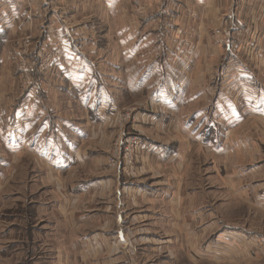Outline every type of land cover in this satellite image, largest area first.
Instances as JSON below:
<instances>
[{
	"label": "crops",
	"instance_id": "1",
	"mask_svg": "<svg viewBox=\"0 0 264 264\" xmlns=\"http://www.w3.org/2000/svg\"><path fill=\"white\" fill-rule=\"evenodd\" d=\"M248 26L256 45L240 42L239 48L256 61L257 74L250 61H237L231 41ZM31 33L42 36L53 53L47 71L64 80L68 88L61 90L68 98L51 103L58 95L54 89L17 88L11 112L0 110V120L5 118L1 149L9 159L1 152L0 213L13 206L17 193H7L1 169L8 173L6 181L19 156L33 158L40 170L36 206L46 224L30 244L31 249L41 244L37 263L134 264L145 260L138 244L163 252L175 244L178 250L164 257L170 264L181 258L190 264H261L264 247L258 239L264 234L241 227L218 230L207 207L194 206L199 195L186 192L182 176L194 154L206 157L233 199L264 210V162L249 166L260 156L250 131L255 119L264 122V0H0V46L7 49L14 36ZM105 34L111 37V55L97 44ZM102 52L104 61L110 56L114 61L108 64L116 88L144 102L136 114L144 140L136 163L142 174L136 180L114 182L109 176L97 179L95 173L87 182L82 178L94 164L92 142L105 144L108 135L104 120H95L118 109L109 87L102 85ZM222 52L226 76L205 84L188 82L186 55L194 65V82L195 67L212 69ZM188 86L202 92L188 96ZM94 92L106 100L94 102ZM192 103L200 108L184 116ZM78 110L84 118H77ZM220 129L222 142L213 146ZM30 132L36 142L31 146L25 142ZM162 164L175 170L174 178L153 179ZM157 220L169 239L148 234ZM126 243L129 257L116 246ZM4 248L0 244V257L9 247Z\"/></svg>",
	"mask_w": 264,
	"mask_h": 264
},
{
	"label": "rangeland",
	"instance_id": "2",
	"mask_svg": "<svg viewBox=\"0 0 264 264\" xmlns=\"http://www.w3.org/2000/svg\"><path fill=\"white\" fill-rule=\"evenodd\" d=\"M104 31H106V29H104L103 32ZM239 32L240 34H238V36L233 35L231 38V41L236 45L234 49V55L236 54L237 61L238 59L239 61H241L240 59L242 58L250 61L251 69L257 74L256 70L259 67L256 65V61L254 59H250V56H248L245 51L239 48L241 43L247 46L248 42V44H252V46H255L257 42L256 35H254V31L252 33V29L249 28V26L246 29H239ZM201 33L202 32L200 30L199 36H201ZM106 36V34L104 37L98 36L97 44L100 48L105 47V52H111L112 44L108 42L111 37L109 36L108 39H106ZM252 36L254 38L253 40H250ZM6 45L8 47L7 49L0 46L1 111L7 110V113L11 112V99L12 97H16L17 88L19 89V91L22 90L21 88H30L31 86H35V88L40 89L42 88L43 90L48 89L50 91L54 89L57 91L58 95H56L53 100H51V103H54V101H59V103H64L67 101L68 97L63 92L67 90L68 86L63 79L56 76L58 75V73H56L55 75L54 73H50V71H47L48 69H50L53 53L51 51L52 55H50L49 52H47L50 50V48L44 41H42V36L36 33L27 34V36H25L24 38L23 36H14V38L9 40ZM245 48L248 49L249 46ZM185 50V52L187 53V49ZM111 54L112 52L110 53V55ZM101 57L102 63L104 64L103 73L105 76L102 80V85H106L107 88L109 87V96L111 95L114 99L117 100L116 107L118 109L110 111L108 110L106 111V114L99 113L100 115H98V117L102 116L103 118L100 121L93 118V115L94 117H97L95 110H93V115L90 114L95 122H102L104 120L103 126L106 129V132H108V135L107 138H105V144L102 141L92 142V146L95 145V147H91L93 148L91 154L94 155V164L92 166H87L91 171L85 169L86 174H84L82 178L85 182H87L92 179L93 173H95L98 174L96 175L97 179L109 176L110 179L114 182H121L122 177L129 180H136L139 177L141 178L142 174V171L138 169L136 163L139 161V150L143 146L144 142L143 135L141 134V127L137 122L136 114L138 113V111L144 108V102L142 101V99L132 98V96H130L128 93H125L123 91L121 92L116 88V85H114L115 83L112 81V77L109 76L113 72L111 70V66L108 64L109 62L114 63V61L112 60L111 56L108 60L104 61L106 54H103V52ZM185 57L186 63H188V75H185L188 76L187 79L189 83L197 82L199 84L201 83V81H204L205 84V81L207 83L209 81L214 82L226 76V56L224 55V52H222L220 58L221 60L218 61L216 66L212 69H202L201 65L199 66V64H197L196 66H199L200 68L195 67L193 71L194 82L192 81L190 73L193 70L194 65L187 55ZM36 72H38V74ZM34 74L35 76H32ZM39 75L41 76V78L39 77ZM44 78H47L46 81L44 80ZM42 89L38 90L39 93H41ZM61 89H63L64 91ZM186 89L188 96H194L193 94H195L196 92H202L201 89L195 86H188ZM106 97V95H99V93L97 92H94V94L92 95L94 102H99L101 99L105 101ZM190 99L192 98L190 97ZM68 102L73 103L69 99ZM198 106L200 108V105L195 103L189 104L188 108L186 106V112L184 113V116L191 115L197 110ZM204 106L210 107L211 104L206 103L204 104ZM1 111L0 115L3 113ZM76 115L77 118H84L85 116L84 111L80 110L76 112ZM4 119L5 118L3 116L2 120H0V129L4 128ZM256 120H258V122H256ZM255 124L256 126H254L250 131L249 138L251 140H254V143L256 142L255 151H257L258 146V154H260V156H258V158L252 163H249V166L264 162V122L259 119H255ZM218 132L219 134L216 138V144L212 143L213 146H219V144L222 142V135L224 133L221 129ZM244 138L246 137L244 136ZM139 141L141 142V146L139 147V149L134 151L135 145H133V143H139ZM25 142H27L30 146L34 143L36 144L35 138L33 137V132H30V134L25 137ZM1 147L2 144L0 143V157H2L1 152H3L2 158L6 159V152L4 151V149H1ZM193 156V161L191 164H188V170L185 172V176H182V179L184 183L183 185L187 190L186 192L189 191L190 194L198 193L199 195L198 198L194 199V201L196 202L194 206H206L210 211V216L214 218L216 222H218V230L222 227H241L244 230H254L264 234V210L252 208L246 203H243L240 199H233L227 192V190H225L224 184H222L221 181L216 178L215 172L209 165L210 161H208L206 157H201L200 155L195 156L194 154ZM5 161L9 162V159H6ZM17 163L19 164L17 165V167H13L12 172V168L10 169L11 176H9L8 180L6 181L5 178L7 179L8 173L6 170L1 169L2 175H4V180L2 181V183L6 182L7 187L9 188V191L7 188V193H17H15L16 195L13 196L15 198V203L13 204V206L12 204H9L7 208H5V210L0 213V235H4L5 237L0 238V244L5 248L9 247L6 249L5 253H1L2 256L0 257V264H39V262L37 263L36 260L38 258L37 256L42 255L40 250L41 244L38 245L37 243L36 249H31L30 244L31 240L36 239L34 238L35 235L39 231L42 232V230L46 227V224L41 217V212L37 211L36 205L39 198H35L36 196L40 195V191L36 190L37 182L39 181L38 172H40V170L37 168L33 158L21 155L19 156V161H17ZM243 166L246 167L245 169L248 168V164H245ZM98 167L99 169H97ZM155 170L159 172L157 175L154 174L153 176V179L155 181H158L160 178L161 180H168L170 177L174 178L175 170L173 169L170 172L165 164L160 165L159 168L156 167ZM243 172L244 170H242V173ZM182 175H184V173ZM253 181L255 180L247 182L242 181V185H250ZM184 204L185 203H183V206H185ZM183 206H181L182 210L185 208ZM149 223L150 221L148 220V224ZM152 223L154 228L153 230L149 231V235H152V237H159L160 239H162V241L169 239L170 234H165L166 229L165 231H162L160 226H158L160 225L159 220ZM136 239L137 237L133 236V240ZM127 244L128 243L125 244V247L124 244H116V246H118L119 251L127 254V256L129 257V252L125 250ZM158 246L159 244L152 247L156 248ZM136 247L141 250L140 254H142V258L145 259L140 262L141 264H159L162 259L166 262V264H170L169 261H166L164 257L167 256L168 251L174 254V251L178 250L175 244L174 246L169 248H167L166 245V248H164L165 252L161 250L155 251V249L151 251L150 246L144 248L143 244H138ZM8 252H11V254L7 257H4L3 254L7 255ZM137 253H139V251ZM263 261H260L261 264L263 263ZM177 264L190 263L181 258ZM248 264H258V262L254 260L249 261Z\"/></svg>",
	"mask_w": 264,
	"mask_h": 264
},
{
	"label": "built area",
	"instance_id": "3",
	"mask_svg": "<svg viewBox=\"0 0 264 264\" xmlns=\"http://www.w3.org/2000/svg\"><path fill=\"white\" fill-rule=\"evenodd\" d=\"M133 145H135V150L134 151H136L137 149H139V147L141 146V142L139 141V143L138 142H135V143H133ZM258 242H259V244L261 245V246H263L264 247V236H262V237H260L259 239H258ZM141 264V263H140ZM144 264V263H143ZM262 264H264V261H263V263Z\"/></svg>",
	"mask_w": 264,
	"mask_h": 264
},
{
	"label": "water",
	"instance_id": "4",
	"mask_svg": "<svg viewBox=\"0 0 264 264\" xmlns=\"http://www.w3.org/2000/svg\"><path fill=\"white\" fill-rule=\"evenodd\" d=\"M118 235H119L120 239H122V236H123V235H121V234H118Z\"/></svg>",
	"mask_w": 264,
	"mask_h": 264
}]
</instances>
